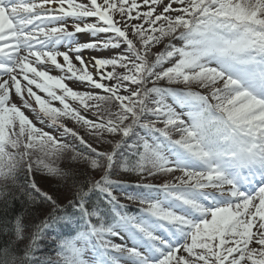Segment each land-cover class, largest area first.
<instances>
[{"label":"snow or ice","instance_id":"6c2138e0","mask_svg":"<svg viewBox=\"0 0 264 264\" xmlns=\"http://www.w3.org/2000/svg\"><path fill=\"white\" fill-rule=\"evenodd\" d=\"M0 264H264V0H0Z\"/></svg>","mask_w":264,"mask_h":264},{"label":"trees","instance_id":"16d2710c","mask_svg":"<svg viewBox=\"0 0 264 264\" xmlns=\"http://www.w3.org/2000/svg\"><path fill=\"white\" fill-rule=\"evenodd\" d=\"M67 123L70 124L69 121ZM138 131H139V129L137 128L136 129V135L129 139V141H128L129 144L134 142L135 140H138L140 138L139 135H141V134ZM112 179L113 180L123 181L128 186L127 187V191H136L135 188L132 189V188H130L129 185L135 184L139 180V177L136 176L135 174H132V173H124L122 170H117V174L112 176ZM37 181L41 185L43 190L48 191L50 194H52L54 196V198H55V195H56V193H55L56 191H59V192H64L65 191L64 189H60L59 190V188L60 187L62 188V186L64 187V185L62 183H57L55 179L44 180L38 175L37 176ZM49 181L53 182L50 186H48V184L46 183V182H49ZM154 181L156 183L160 182L158 179L154 180ZM66 195L67 194L64 195V193H63V195H61V199H63ZM118 195H120V196H118L120 201H122L123 203H125L128 206H131L130 210H132V211L136 210V207L139 204L137 202H135V201H128L125 198V191L122 192V194H118ZM121 195H123V196H121ZM69 199H71V194L70 193H69V198L67 199V202H66L65 205H67ZM133 202H135V203H133ZM58 203L64 205L62 203V201L58 200ZM14 206H15V209H16L17 212H24V208H23L22 204L19 201L15 202ZM70 211H72V209H70ZM26 221H27V223L31 224L33 222V218L31 216H26ZM56 231L59 232V231H61V229L57 228ZM63 232L66 233V234H71L68 229H64Z\"/></svg>","mask_w":264,"mask_h":264},{"label":"rangeland","instance_id":"374dc122","mask_svg":"<svg viewBox=\"0 0 264 264\" xmlns=\"http://www.w3.org/2000/svg\"><path fill=\"white\" fill-rule=\"evenodd\" d=\"M77 2H85V0H77ZM78 39L80 40V42H85L86 40L93 39V37L86 36L84 34H78ZM60 50H62V51L63 50H66V46H61V49ZM111 52H112V50H99L98 49V50L93 51V50L85 49L83 51L82 55H83V57H84V59L86 61H90L93 56H106L107 53L111 54ZM61 62H62V60H61ZM74 63H75V61H74ZM51 74L52 75H55V76H61V75H63V73H61L59 70H56V71L52 72ZM68 83L73 88L80 87L75 82L68 81ZM38 94L44 95L43 93H38ZM45 98H47V97H45ZM12 99L17 104L20 103V101L17 99V97L15 95L12 97ZM55 103H56V106H58V107L60 106L58 102H55ZM70 103L73 105V107L76 106V102L70 101ZM25 111H26V115H29V117L32 118L35 121V114H33L31 112V110H25ZM69 123H70L69 126H72V122L69 121ZM90 175H91L92 178L99 179L100 176L102 175V173L99 172V170H92L91 173H90ZM46 183L48 184V186H50L53 182H50L49 181V182H46ZM60 189H64V187L62 186V188L60 187L59 190ZM55 193H56L55 198H57V199L59 198L58 200L59 201H62V203L65 205L66 202H67V199L69 198V193L68 192H65V191L64 192L56 191ZM63 193H64V195L65 194H67V195L63 199H61V195H63Z\"/></svg>","mask_w":264,"mask_h":264}]
</instances>
